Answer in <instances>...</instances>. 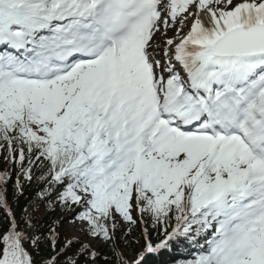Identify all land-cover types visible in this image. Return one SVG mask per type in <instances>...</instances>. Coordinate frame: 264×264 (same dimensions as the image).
Instances as JSON below:
<instances>
[{"label": "snow or ice", "instance_id": "obj_1", "mask_svg": "<svg viewBox=\"0 0 264 264\" xmlns=\"http://www.w3.org/2000/svg\"><path fill=\"white\" fill-rule=\"evenodd\" d=\"M0 157V264H264V0H0Z\"/></svg>", "mask_w": 264, "mask_h": 264}, {"label": "trees", "instance_id": "obj_2", "mask_svg": "<svg viewBox=\"0 0 264 264\" xmlns=\"http://www.w3.org/2000/svg\"><path fill=\"white\" fill-rule=\"evenodd\" d=\"M7 167H8V165H7L6 161H4L2 157H0V169H4V168H7ZM10 193H11V189H10ZM31 193H34V189L28 188L27 191H26L25 197L23 199H19L18 202L15 204V208H16L17 212H19V210L21 208L26 206L27 200L29 198V194H31ZM9 200H10V202L14 201L15 200L14 195L10 194L9 195ZM67 215H68V213L66 214V216ZM66 216H59V214H57V216H51L48 213V215L45 216L43 219H41L38 216V219H39L40 224L45 226V227L47 226L46 222H48L50 220H54V219H57V218H59L61 220H64L63 227L61 228V233H62L63 236L68 238V234H67V231H66V225H67ZM2 217H3V213L0 212V219H2ZM137 235H139V231H137ZM150 264H158V262L157 261H151Z\"/></svg>", "mask_w": 264, "mask_h": 264}, {"label": "rangeland", "instance_id": "obj_3", "mask_svg": "<svg viewBox=\"0 0 264 264\" xmlns=\"http://www.w3.org/2000/svg\"><path fill=\"white\" fill-rule=\"evenodd\" d=\"M41 216L46 215V212L41 210L40 212ZM67 234L70 238L79 237L80 239L85 238L84 234L79 230L78 224L69 223L66 226Z\"/></svg>", "mask_w": 264, "mask_h": 264}]
</instances>
